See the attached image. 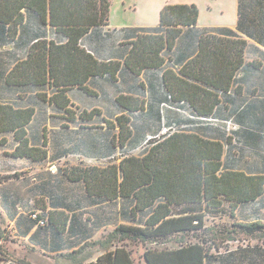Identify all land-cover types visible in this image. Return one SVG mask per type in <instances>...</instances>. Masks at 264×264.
Wrapping results in <instances>:
<instances>
[{"label": "trees", "instance_id": "trees-1", "mask_svg": "<svg viewBox=\"0 0 264 264\" xmlns=\"http://www.w3.org/2000/svg\"><path fill=\"white\" fill-rule=\"evenodd\" d=\"M239 1L238 31L229 28L200 30L197 53L180 62L177 70L174 67L163 70V83L170 92V98L173 95L177 101L189 102L204 118L215 113L221 103L220 92H230L240 69L251 66V70L256 71L255 64L246 60L248 41L240 35L252 36V23L244 6L255 5V0ZM258 2L264 6V0ZM25 8L36 12L41 23L50 24L60 37L58 40L36 41L28 58L18 62L6 74V84H49L52 89L50 95L37 92L35 96L0 97V134L13 133L17 142L11 153L13 158H28L36 162H44L49 155L47 126H41L42 141H33L28 127L39 115L44 120L43 125L54 118L51 114L49 119L46 117L48 105L71 114L72 103L67 95L71 88L91 93L88 87L91 77L109 76L117 81L122 64L137 76L146 68L164 67V52L173 51L184 28L197 26L200 14L195 4H166L158 26L132 28L133 39L129 42L132 47L123 61H106L97 59L80 42L92 28L109 25L111 0H0V23L8 25L7 36L10 39L18 35L19 26L25 20ZM253 36L264 42L261 30L253 32ZM257 68L260 69L259 66ZM262 86L260 84L258 93V89L251 91L257 102L253 101L248 108L242 107V110L246 109L241 113L242 117L254 120L257 125L264 124ZM238 88L236 92L241 94ZM116 100L129 111L143 109V102L137 96L121 93ZM72 118L68 120H77L75 116ZM115 122L108 123L109 128H119L112 142L115 147H125L135 137L131 119L121 114ZM61 126L62 129L68 127ZM60 154L66 155L61 152L54 157L59 158ZM225 154L226 146L222 139L182 130L151 141L143 155H125L119 163L62 169L68 180L84 185L90 198L111 201L115 206L119 200H127L117 211L125 223L117 221L105 239L95 241L104 248V253L97 261L87 264H136L131 250L124 244L109 249L107 245L116 238L141 241L145 246L144 264H210L212 250L223 248V236L218 238L216 233H209L211 228L208 229L205 220L207 212L220 210L228 204L233 216L241 204L256 201L264 194V173H249L230 167L225 162ZM19 175L9 174L3 178ZM100 213V221L112 223V218L108 221ZM144 213L143 223L136 222L138 214ZM30 218L41 227L49 224L37 210L30 213ZM233 225L240 229L225 226L222 229L229 234L244 231L251 236L264 230V223L259 221ZM178 234L193 235L197 240L180 237L176 239L178 246L161 247ZM227 237V242L237 240L231 235ZM2 249L0 245V257L4 256ZM219 254L223 253L219 251ZM224 263L233 264V261L226 259Z\"/></svg>", "mask_w": 264, "mask_h": 264}, {"label": "rangeland", "instance_id": "rangeland-1", "mask_svg": "<svg viewBox=\"0 0 264 264\" xmlns=\"http://www.w3.org/2000/svg\"><path fill=\"white\" fill-rule=\"evenodd\" d=\"M208 1L111 0L109 27L112 28L113 35L117 34V37L123 33L121 28L128 25L157 26L160 22L162 8L166 4H195L199 8V12L204 13L201 16L202 20L204 18L206 22L219 20L235 23L236 14L231 13L235 0L211 1L221 4L224 12L220 9L209 10L208 6L205 5V2ZM117 52L121 53L122 49L118 47ZM164 56L166 58L164 67L146 68L142 72L143 74L139 76L133 74L122 64L117 81L111 80L109 76L91 77L88 83L91 93L71 88L67 93L72 103L70 106L71 114H66L64 109L54 106L47 110V119H49V114L54 117L49 119L50 122L44 123L49 124L46 127V133L51 156L61 152L66 153V155L60 154V157L55 161L60 173L62 169L72 166H106L113 162L119 163L125 155H143L151 141L162 139L165 135L182 130L193 131L209 138L222 139L226 146L225 162L228 166L249 173H264V124L257 125L254 120L245 119L241 114L253 101L257 102L258 100L257 97H252L249 88L250 78L248 75L251 74V66H246L237 72L234 86L230 92H220L221 103L215 113L204 118L198 115L189 102L177 101L173 95L170 98V92L164 86L162 74L167 67L178 69L176 65L178 56L175 52L169 51L164 52ZM236 88L241 94H237ZM121 93L137 96L143 102V109L132 112L120 106L116 98ZM242 107L246 108L242 110ZM121 114L130 117V125L135 137L125 147H115L112 137L117 135L119 128L118 126L109 128L108 123L115 122L116 117ZM74 116L77 120H68L73 119ZM43 122L44 120L39 115L33 121L34 124L28 127L30 138L33 141H42L41 125ZM62 124L68 127L62 129ZM154 134L156 135L154 136ZM16 144L12 132L0 134V180L9 179L3 178V176L15 173H19L21 176L31 175L30 168L24 167L26 166L25 163L21 164V161H17L11 156ZM56 165L50 164L48 167L51 170ZM68 190L76 193L77 196L82 193L81 198L84 201L87 200L83 184L76 183L74 187L71 186ZM40 201L41 199H34L33 203L37 205V202ZM99 201L105 202L103 199H99ZM123 201L127 202V200L121 199L114 207L120 210L124 204ZM221 209L209 210L205 218L206 226L208 229L211 228L209 233L212 235L216 233L218 238L223 236V243L221 242L223 248L212 250L210 264H225L226 259L233 261V264H264V230L251 236L244 231L229 234L222 229L224 226L229 229H240V227L233 225L239 222L259 221L264 223V194L256 201L241 204L233 216L230 215L228 204ZM100 211V215L103 213L106 216L104 219L108 221L110 218L113 219L111 223L113 228H109L100 238L105 239L114 229L115 224L118 223L119 212L116 211L112 214V207L108 204H101ZM144 214H138L136 222L143 223L146 217V213ZM228 235L236 237L234 239L237 240L227 242L229 240ZM180 237L192 241L197 240L193 235L178 234L171 242L169 240L161 247L178 246L176 239ZM151 243L148 242V244ZM122 244L131 250L136 264H144L145 246L139 240L126 239L120 241L116 238L112 239L107 246L109 249H114L115 246ZM152 245L156 244L153 243ZM226 245L233 250H226L228 249ZM86 248H88V253L96 248L99 251H104L100 244H93L92 242H89ZM219 251L223 254L220 255ZM230 251H233V255L230 254ZM88 253L86 254L88 255Z\"/></svg>", "mask_w": 264, "mask_h": 264}, {"label": "crops", "instance_id": "crops-1", "mask_svg": "<svg viewBox=\"0 0 264 264\" xmlns=\"http://www.w3.org/2000/svg\"><path fill=\"white\" fill-rule=\"evenodd\" d=\"M211 1L213 0L205 2L209 10L220 9L224 12L221 4ZM234 2L231 11L232 14H236L234 24L219 20L206 22L201 16L204 13H200L196 27L184 28L181 38L172 51L178 56L177 67L184 59H189L197 53V35L200 30L229 28L238 31L240 1L235 0ZM244 7L249 12L252 36L248 37L239 33L248 41L246 60L254 63V69H256L248 75L249 88L251 91L258 89L256 92L258 93L260 84H263L262 89H264V42L253 38V32L257 30L264 32V21L262 20L264 19V6L255 0V5ZM23 12L25 20L19 26L15 39L7 36L8 25L0 23V70L3 72L0 76V97L4 98H15L19 95L35 96L37 92H48L50 95L52 89L49 84L40 86L6 84V74L18 62L28 58L30 49L36 41L58 40L60 37L50 24L41 23L36 12L28 8L23 9ZM109 26L110 23L108 26L92 28L80 42L81 46L99 60L123 61L132 47L129 43L133 39L132 28L155 27L128 25L121 28L124 29L123 33L116 37L117 34L113 35L112 28ZM118 47L122 49L121 53L117 52ZM241 75L244 76V74ZM74 89L78 88L74 87ZM48 106L47 110H50ZM45 125L49 126V124L41 126ZM52 158L54 160H51ZM13 159L21 161V164L25 163L24 167L30 168L32 176L20 175L0 182V245L4 252V256L0 257V264H87L97 261L104 251L96 248L88 253L86 246L83 249L81 247L87 242L98 244L95 241H98L109 228H113L112 224L104 223L107 221H100L98 215L101 204H108L112 207V214H114L118 211L113 205L115 203L111 201L101 203L99 199L88 197L87 193L85 194L87 200L84 201L81 198L82 193L77 196L76 193L69 191L68 188L74 187L77 182L68 180L63 170L60 173L55 164L57 158L52 157L50 151L44 162H36L28 158ZM50 164L56 165L55 168L50 170L48 167ZM34 199H41V201L35 206ZM34 210L40 211L41 217L48 219L49 224L46 227H41L30 218V213ZM118 222L125 223V220L119 215ZM96 223L103 225L99 226Z\"/></svg>", "mask_w": 264, "mask_h": 264}, {"label": "built area", "instance_id": "built-area-1", "mask_svg": "<svg viewBox=\"0 0 264 264\" xmlns=\"http://www.w3.org/2000/svg\"><path fill=\"white\" fill-rule=\"evenodd\" d=\"M34 217H36V215L34 214ZM41 223H44V221H41Z\"/></svg>", "mask_w": 264, "mask_h": 264}]
</instances>
